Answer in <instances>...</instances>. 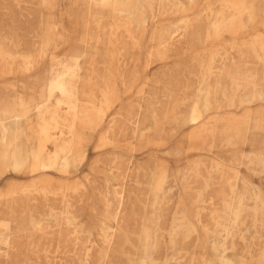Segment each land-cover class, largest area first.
Here are the masks:
<instances>
[{
    "label": "rangeland",
    "instance_id": "374dc122",
    "mask_svg": "<svg viewBox=\"0 0 264 264\" xmlns=\"http://www.w3.org/2000/svg\"><path fill=\"white\" fill-rule=\"evenodd\" d=\"M0 264H264V0H0Z\"/></svg>",
    "mask_w": 264,
    "mask_h": 264
},
{
    "label": "bare ground",
    "instance_id": "6f19581e",
    "mask_svg": "<svg viewBox=\"0 0 264 264\" xmlns=\"http://www.w3.org/2000/svg\"><path fill=\"white\" fill-rule=\"evenodd\" d=\"M31 110V109H30ZM23 111V110H22ZM31 112V111H30ZM11 114V113H10ZM14 118V117H13ZM5 152V151H4ZM8 154V153H7ZM14 155V154H13ZM5 155H3V157H4ZM8 158V157H7ZM3 159V158H2ZM1 167H3V166H1Z\"/></svg>",
    "mask_w": 264,
    "mask_h": 264
}]
</instances>
